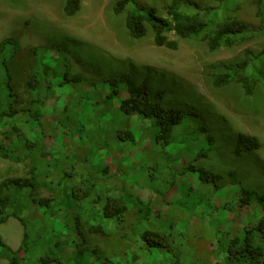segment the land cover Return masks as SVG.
Masks as SVG:
<instances>
[{
  "label": "trees",
  "instance_id": "1",
  "mask_svg": "<svg viewBox=\"0 0 264 264\" xmlns=\"http://www.w3.org/2000/svg\"><path fill=\"white\" fill-rule=\"evenodd\" d=\"M153 1L162 3L166 17L157 14ZM215 1L212 7L197 0H118L113 12L126 14L124 27L131 38L140 39L150 30L154 45L171 51L178 41L170 34L203 42L210 53L264 38V0ZM80 8L81 0H64L62 13L73 17ZM16 45L13 40L0 45L6 87L0 93V159L23 162L28 174L0 182V224L15 219L23 228L16 250L0 237V260L68 264L60 261L66 245L74 248V255L87 251L100 256L89 247L88 234L118 237L123 256L114 258V264H130L128 259L137 264L138 259H145L142 264H167L164 259L169 264H264V194L235 181L234 172L194 165L207 157L216 141L200 113L170 105L164 101L165 91L152 90L146 81L135 83L118 75L85 80L71 74L63 48L56 46L42 48L54 64L36 57L37 68L25 83L32 98L21 106L10 67ZM207 75L217 89L242 84L246 95L257 84L264 89V49L245 48L238 60L209 65ZM61 111L71 120L59 122L57 140L41 125ZM77 136L80 142L71 149L65 138L71 142ZM258 148L255 138L238 135V151ZM157 172V189L181 177L192 201L169 204L170 197L151 191ZM39 190L51 197H35ZM54 204L60 216L46 245L28 215L44 219L53 213ZM65 211L72 215H66L68 220ZM62 221H68L76 237L64 247L58 235L68 233V227ZM38 238L44 244H37ZM51 248L54 256H36L40 249L52 253ZM91 264L112 263L100 256Z\"/></svg>",
  "mask_w": 264,
  "mask_h": 264
},
{
  "label": "rangeland",
  "instance_id": "2",
  "mask_svg": "<svg viewBox=\"0 0 264 264\" xmlns=\"http://www.w3.org/2000/svg\"><path fill=\"white\" fill-rule=\"evenodd\" d=\"M117 1L81 0L79 12L73 17H65L62 13L64 0H0V45L7 40H13L17 44L15 58L10 67L14 91L22 97L21 106L26 105L32 98L25 83L30 73H33V68L34 71L37 68L36 57L54 64V58L43 54L42 48H63L71 74L82 76L85 80L118 75L127 76L135 83L146 81L152 90H164V101L170 105L187 107L200 113L216 141L207 157L197 159L194 165L221 173L234 172L235 181L264 194V89L257 84L250 95L244 93L242 84H231L217 89L212 86L207 75L209 65L238 60L245 48L254 52L261 51L264 49V38L241 47L221 48L210 53L203 42L177 39L170 34V39L178 41V48L171 51L155 46L150 30L140 39L131 38L124 27L126 14L123 12L117 15L113 12ZM197 1L203 6L212 7L217 3L215 0ZM152 3L157 9V14L166 17L162 3ZM5 90L4 71L0 66V93ZM70 120L68 113L55 112V115L42 122L41 129L46 134L56 135L58 140V132H61L58 130L59 122L70 124ZM2 128L4 124L0 123V130ZM239 134L255 138L259 148L253 151H238ZM65 141L71 149L80 142L78 136L71 142L69 137H66ZM56 143L55 147L61 149L62 145ZM140 151L143 152L142 149ZM27 174L28 169L23 162L13 163L0 159V182L6 178L26 177ZM159 175L160 172H157L155 183L149 185L151 191L170 197L169 204L175 202V205H183L192 201L193 198L183 187L181 177L175 178L172 183L162 182L157 189L155 186ZM170 185H173L172 190ZM173 192L174 200L171 199ZM35 197H51V194L39 190ZM166 204L163 203L162 207ZM57 210L58 204H54L53 213L44 219L37 214L28 215L35 222L33 229L36 236L42 234L46 245L54 235L52 230L55 231V219L60 216L56 214ZM69 211L72 213L73 209ZM69 211L63 213L65 218L67 214L72 216ZM208 220L209 218L205 223H208ZM62 224L68 227V233L58 235L64 247L66 241L76 240V237L74 239L68 221H62ZM29 228L31 229L30 226ZM107 229L113 232L115 227L109 224ZM22 234V224L15 219L0 224V237L12 250L19 247ZM87 238L89 247L96 248L98 254L109 259L112 264L115 263L114 258L123 256V253H120L124 247H120L118 237L101 238L99 235L87 234ZM41 241L38 238L37 244H44L43 240ZM42 247L43 245L40 246L41 249ZM65 247L68 249L66 255H62L63 259H60L62 263L67 260L68 264H91L92 260L100 259V256H90L87 251H84L82 256L74 255L73 247ZM41 249L36 256L55 255L52 248V253ZM127 254L128 258L132 255ZM128 260L130 264L138 263L133 259ZM138 261L142 264L145 259ZM147 262L149 263L150 259H147ZM164 263L169 264L167 259H164ZM0 264H7V261L0 260ZM23 264L32 263L25 260Z\"/></svg>",
  "mask_w": 264,
  "mask_h": 264
}]
</instances>
